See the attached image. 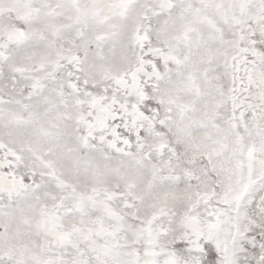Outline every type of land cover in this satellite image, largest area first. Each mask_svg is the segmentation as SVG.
<instances>
[{
	"label": "snow or ice",
	"instance_id": "1",
	"mask_svg": "<svg viewBox=\"0 0 264 264\" xmlns=\"http://www.w3.org/2000/svg\"><path fill=\"white\" fill-rule=\"evenodd\" d=\"M0 264H264V0H0Z\"/></svg>",
	"mask_w": 264,
	"mask_h": 264
}]
</instances>
